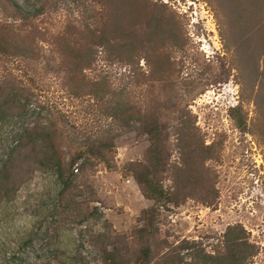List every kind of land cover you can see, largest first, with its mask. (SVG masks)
Segmentation results:
<instances>
[{
	"label": "rangeland",
	"instance_id": "1",
	"mask_svg": "<svg viewBox=\"0 0 264 264\" xmlns=\"http://www.w3.org/2000/svg\"><path fill=\"white\" fill-rule=\"evenodd\" d=\"M0 34V170L32 154L33 130L56 134L70 170L18 164L15 195L0 193V264H192L183 241L224 255L233 226L246 263L264 264V0H0ZM156 121L177 204L157 209L146 259L135 231L154 202L129 165L150 166ZM97 144L108 163L70 166Z\"/></svg>",
	"mask_w": 264,
	"mask_h": 264
},
{
	"label": "trees",
	"instance_id": "2",
	"mask_svg": "<svg viewBox=\"0 0 264 264\" xmlns=\"http://www.w3.org/2000/svg\"><path fill=\"white\" fill-rule=\"evenodd\" d=\"M15 9L19 14H21L24 20L30 19L29 16H24V13L19 6L16 5ZM36 14L33 15L32 18H35L38 15ZM9 46H11L9 36L0 34V52L6 53V51L9 49ZM26 46L27 45H24L23 43V46L20 45L19 47L24 48L23 50L28 53L30 50L25 49ZM92 58L93 55H90V61H87L88 65L91 64L90 62H93ZM109 97L110 94L107 92L103 94V99ZM115 102L112 99L109 102L113 103L109 107V111H111L110 114L115 118L117 116L124 117L127 113V111H125L126 109L124 100H116ZM162 132V124H160V122H153L151 126L147 127L152 154L149 164L150 166L148 167L143 164L129 165V169L132 170L134 177L139 184L142 195L147 200L154 202L153 208L148 209L144 212V214H142L143 216L141 219V225L135 231V238L142 246L140 253L146 259H150L152 257L154 242L157 240V209L167 207L169 204H177L173 194L169 193L165 189V186L162 184L161 178L159 176L158 169L162 167L161 160L163 154ZM29 135L30 138L26 145L30 148L32 154L25 155L22 153V151H19L18 155L16 157H12L6 165L2 166L3 168L0 170V193L8 199L12 198L16 193V185L19 178L17 166L18 164L20 165V163L24 160L41 162V164H43L45 167L57 169L61 175L70 171L69 169L65 168L63 160L59 156L55 139L56 134H49L47 132L41 133L40 130H33L29 132ZM103 147L104 146L102 145H95L92 150L93 155L91 158H87L85 157L84 153L79 152L78 155L72 159L70 166L73 167L81 159H84L83 164L85 166L92 164V160L108 163V156L111 153L112 147L110 144L105 145V150H103ZM243 232V228L240 226L228 228L225 237L227 250L224 255L208 254L204 249L197 247L198 245L196 243L191 244L189 241H183L179 248L180 250L191 252L190 256L192 259V264H247L246 262L249 260V258L254 256L255 253L254 251L250 250L253 249V247L247 243L245 237L242 236ZM171 259H174V262H177L178 264H184V259L181 258L179 253L171 255L170 259L168 258V260ZM120 260V256L115 254L107 261L111 262L109 264H123Z\"/></svg>",
	"mask_w": 264,
	"mask_h": 264
}]
</instances>
